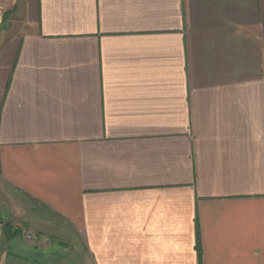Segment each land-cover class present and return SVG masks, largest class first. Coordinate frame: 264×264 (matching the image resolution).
Listing matches in <instances>:
<instances>
[{
  "label": "crops",
  "instance_id": "0c3cea01",
  "mask_svg": "<svg viewBox=\"0 0 264 264\" xmlns=\"http://www.w3.org/2000/svg\"><path fill=\"white\" fill-rule=\"evenodd\" d=\"M0 264H264V0H0Z\"/></svg>",
  "mask_w": 264,
  "mask_h": 264
},
{
  "label": "rangeland",
  "instance_id": "374dc122",
  "mask_svg": "<svg viewBox=\"0 0 264 264\" xmlns=\"http://www.w3.org/2000/svg\"><path fill=\"white\" fill-rule=\"evenodd\" d=\"M56 222H57V220H56ZM31 224H32V226H31L32 229H38V231L46 232L48 235H51V236H55L57 234V231L55 229H53L55 227L54 225H53V227L52 226L46 227L42 220H34V221H32ZM52 239H53V237H52ZM52 242H53V240H52ZM61 243L63 245H65V247H69V248H72L73 250H75L74 253H77L76 251H78L79 254L83 253V248H84L83 242L78 237H75L71 234H68L67 236L64 235ZM73 259H74V257H73Z\"/></svg>",
  "mask_w": 264,
  "mask_h": 264
},
{
  "label": "built area",
  "instance_id": "2783aa9c",
  "mask_svg": "<svg viewBox=\"0 0 264 264\" xmlns=\"http://www.w3.org/2000/svg\"><path fill=\"white\" fill-rule=\"evenodd\" d=\"M25 240H27L29 242H36L37 241V236L35 234H32V233H27L25 235Z\"/></svg>",
  "mask_w": 264,
  "mask_h": 264
},
{
  "label": "trees",
  "instance_id": "16d2710c",
  "mask_svg": "<svg viewBox=\"0 0 264 264\" xmlns=\"http://www.w3.org/2000/svg\"><path fill=\"white\" fill-rule=\"evenodd\" d=\"M20 234H21V231H20V230H18V229L15 230V236H16V235H20Z\"/></svg>",
  "mask_w": 264,
  "mask_h": 264
}]
</instances>
